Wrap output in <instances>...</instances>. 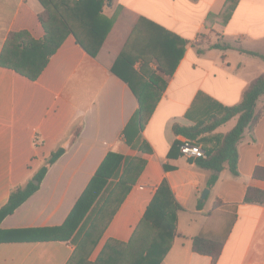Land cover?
Here are the masks:
<instances>
[{
  "label": "crops",
  "instance_id": "crops-1",
  "mask_svg": "<svg viewBox=\"0 0 264 264\" xmlns=\"http://www.w3.org/2000/svg\"><path fill=\"white\" fill-rule=\"evenodd\" d=\"M225 2L112 0L106 8H111L113 26L96 56L69 34L35 80L0 66V207L13 187L33 178L52 151L65 148L38 189L0 222L1 231L62 224L106 153L116 149L128 157L140 155L146 162L89 255L90 261L108 238L129 240L165 178L181 209L177 234L160 264H211L210 256L191 248V238L198 234L223 242L214 264H264V205L244 202L248 187L264 190V178L254 176L256 167L264 168V93L256 102V122L237 144L236 175L226 167L217 182L207 187L210 170L181 155L179 148L175 157L168 156L173 143L184 138L173 132L174 124L194 125L238 103L249 83L264 73V60L259 57L235 48L209 47L227 43L261 53L264 0H237L223 22L219 14ZM42 10L39 0H0V51L12 31L26 30L41 38ZM139 17L189 41L136 141L137 146L144 141L150 153H140L124 141L123 129L138 101L128 84L110 70L119 49L116 45ZM117 33L120 38H115ZM133 68L138 71L140 63ZM236 121L233 117L202 137L224 134ZM164 165L173 168L165 170ZM205 188L208 192L201 198ZM84 229L67 241L35 240L25 234L0 240V264H67Z\"/></svg>",
  "mask_w": 264,
  "mask_h": 264
},
{
  "label": "trees",
  "instance_id": "trees-1",
  "mask_svg": "<svg viewBox=\"0 0 264 264\" xmlns=\"http://www.w3.org/2000/svg\"><path fill=\"white\" fill-rule=\"evenodd\" d=\"M111 1L39 0L43 6L38 16L44 31L43 36L35 39L26 30L10 32L0 51V66L35 80L69 34L73 35L89 55L96 56L113 26V20L103 14L105 3ZM236 2L237 0H226L219 14L223 22L229 18ZM120 42L116 45L119 49L110 70L128 84L138 101L137 109L123 129V138L128 146H136L140 153H150L151 149L144 141L138 146L136 141L166 88V77L172 75L189 41L151 20L139 17L125 39ZM209 47L235 48L241 53L264 60L263 54L240 45L233 47L227 43H214ZM136 62H140L138 71L133 68ZM150 64L155 67L151 68ZM263 93L264 73H261L249 83L238 103L222 107L219 113L211 114L206 121L202 120L194 125H173L175 134L204 141L202 148L205 156L191 161L200 168L211 171L207 187H212L217 182L220 172L226 167L233 174L238 173L237 144L245 129L251 128L256 122L259 112L255 111V106ZM233 117L237 118L236 124L226 133L215 134L207 139L202 137ZM179 145L178 141L173 143L169 157H175L174 151ZM64 151V147L52 151L31 180L11 189L7 202L0 207V222L38 189L49 166ZM145 162L140 155L128 157L116 149L109 150L62 224L9 232L0 230V240L25 234L35 240L67 241L73 240L84 226V232L76 240L75 249L67 264H160L177 234V213L181 209L165 178L158 185L129 240L108 238L95 260L88 259L120 203L140 175ZM172 168L173 166L164 165L165 170ZM254 176L264 178V168L256 167ZM115 179L116 182L109 187L111 180ZM101 198H104L106 204L111 203V210L104 224L99 226L97 217L104 215L101 211L103 202L98 207L96 205ZM244 202L264 205V190L248 187ZM222 246L221 240L205 234L191 238L192 250L210 256L211 264L215 263Z\"/></svg>",
  "mask_w": 264,
  "mask_h": 264
},
{
  "label": "built area",
  "instance_id": "built-area-1",
  "mask_svg": "<svg viewBox=\"0 0 264 264\" xmlns=\"http://www.w3.org/2000/svg\"><path fill=\"white\" fill-rule=\"evenodd\" d=\"M180 154L191 159L204 157V150L197 140L184 137L179 145Z\"/></svg>",
  "mask_w": 264,
  "mask_h": 264
},
{
  "label": "rangeland",
  "instance_id": "rangeland-1",
  "mask_svg": "<svg viewBox=\"0 0 264 264\" xmlns=\"http://www.w3.org/2000/svg\"><path fill=\"white\" fill-rule=\"evenodd\" d=\"M112 2V1H111ZM108 3V2H107ZM107 3H105V5H104V7H103V11H104V9L106 8V6L108 5ZM109 6V5H108ZM104 15L105 16H107V17H109V18H111V8H106L105 9V11H104ZM117 36L118 37H116V35H115V38H120L119 36L120 35H118V33H117ZM125 36V35H124ZM236 46V45H235ZM261 47H260V49H259V51L261 52V53H264V41L263 42H261V45H260ZM140 63V62H139ZM151 67V66H150ZM152 68V67H151ZM200 144V143H199ZM202 146V145H201ZM104 195H106V192L104 193ZM103 195V196H104ZM103 199L104 198H101V200L99 201V203L96 205L97 207H98V205L100 204V202L102 203L103 202V206H102V213H104V215L101 217V216H99V217H97V220H98V225L100 226V225H102V224H104V222L106 221V218L108 217V213L110 212V210H111V203L110 204H106V202H104L103 201ZM106 199H107V197H106ZM104 206H107V207H104ZM96 209V208H95ZM93 213H94V211H93ZM88 222V221H87ZM93 251V250H92ZM91 251V252H92Z\"/></svg>",
  "mask_w": 264,
  "mask_h": 264
},
{
  "label": "water",
  "instance_id": "water-1",
  "mask_svg": "<svg viewBox=\"0 0 264 264\" xmlns=\"http://www.w3.org/2000/svg\"><path fill=\"white\" fill-rule=\"evenodd\" d=\"M108 5H110V3H108ZM33 182H34L35 184H37V181H36V180H33ZM207 192H208V189L205 188V189L203 190L202 194H201V198H203V197L207 194Z\"/></svg>",
  "mask_w": 264,
  "mask_h": 264
}]
</instances>
